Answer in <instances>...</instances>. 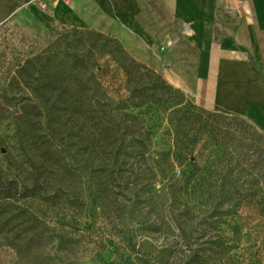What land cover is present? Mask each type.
Segmentation results:
<instances>
[{
    "label": "rangeland",
    "instance_id": "1",
    "mask_svg": "<svg viewBox=\"0 0 264 264\" xmlns=\"http://www.w3.org/2000/svg\"><path fill=\"white\" fill-rule=\"evenodd\" d=\"M130 58L144 65L101 22L23 27L0 4V264H264V220L258 210L264 207L262 131L241 116L208 118L235 138L225 146L229 159L238 152L225 162V172L237 165L225 190L232 200H238L233 187L252 193L236 208L242 230L231 233L229 217L202 218L207 213L194 207L190 215L182 212L187 205L179 203L169 181L176 189L187 157L181 165L173 157V175L161 171L168 164L163 149L173 142L166 128L176 125L184 107L179 97L171 105L144 108L141 124H135L119 155L105 150L96 120L80 115L87 100L83 84L97 107L107 97L127 95L120 66ZM83 64L95 78L80 71ZM43 74L49 82L41 89ZM147 78L142 81L150 82ZM57 93L64 94L66 108L56 102L47 118V99ZM146 129L152 131L149 138ZM136 137L142 147L133 148ZM36 142L49 156L41 155ZM209 142L202 140L191 154L195 182L207 178V169L221 170L207 157ZM106 250L112 254L105 261Z\"/></svg>",
    "mask_w": 264,
    "mask_h": 264
},
{
    "label": "crops",
    "instance_id": "2",
    "mask_svg": "<svg viewBox=\"0 0 264 264\" xmlns=\"http://www.w3.org/2000/svg\"><path fill=\"white\" fill-rule=\"evenodd\" d=\"M9 17L49 30L101 22L139 62L212 112L264 133V0H0ZM167 39L172 47L161 50Z\"/></svg>",
    "mask_w": 264,
    "mask_h": 264
},
{
    "label": "trees",
    "instance_id": "3",
    "mask_svg": "<svg viewBox=\"0 0 264 264\" xmlns=\"http://www.w3.org/2000/svg\"><path fill=\"white\" fill-rule=\"evenodd\" d=\"M79 66L80 69H82L80 70L81 72L86 73L89 71L87 65L83 64ZM120 67L124 72L125 83L127 90L129 91L126 96L124 95L117 99L107 97L106 101L101 104L100 107H97V100L87 92V89L89 88L88 85L83 84L81 87V90H84L83 92L85 93L87 100L85 103L83 102L85 106L82 109L83 111H80V115L90 121L96 120L98 134L104 138L102 140L105 142L102 143L107 153H111L112 151L116 155L125 153L126 147L124 140L136 132V129H133V127L137 122L141 124V115L143 114L142 110L144 108L148 109L153 104H155V108H158L162 103L165 105H171L174 103V100L179 97L180 101L178 104H183L184 107L180 110V115L176 119V125L166 128V133L171 135L173 142L165 145L163 149V161L168 164H165L164 170L161 171H164L165 175L169 172L173 175V157L176 158L179 165H181L183 162L182 160L187 157L189 159L188 163H186L182 169L178 170L180 177L179 179H176L178 181L177 184H179L176 189V184L172 183V179L169 181V188L171 191H174L179 203L184 205L185 202V205H187L182 212L186 213L185 215H190V209L194 207L198 212L207 213L205 215L203 214L202 218L214 217L215 219H222L229 217L228 221L231 220L232 222V225L229 226L231 230L230 232L239 233V231L242 230L241 227L243 225L239 223V217H236V208L239 207L243 201L249 202L250 199L248 197L251 196L252 193L248 190H240L237 186L233 187L231 192L238 200H232L227 190H225V184L229 181L233 169L237 167L236 165L227 168L225 172V162H230L233 156L231 155L230 159L226 157L228 151L225 150V146L235 138L233 132L230 134L226 126L225 130L221 129L214 120L208 119L210 116H218L222 114L208 111L195 105L193 102L185 101L181 91L165 83L158 74L154 73L149 68L144 67V65L136 62L132 58H130L127 63H122ZM89 72L87 79L94 77L93 72L91 70ZM135 74H137V82L135 83V87L133 86L130 88V84L128 83L131 76H134ZM42 76L43 80L38 83L39 88L41 89L49 82L47 81L46 74H43ZM142 77H148L147 79H149L150 82L145 83V81H142ZM49 86L54 88L52 84H49ZM62 95L64 94L57 93L54 98L47 99L48 103L45 105V108L47 109L44 114L45 117H51V110L55 107L56 102L65 103L64 106L66 108L67 99L63 100L64 97H61ZM67 108H69V106ZM204 115H206L207 118H204ZM146 130L147 131L144 135L148 137L152 131L151 129ZM224 137H227V139L224 140ZM206 138L210 140L209 144L212 145H210L211 147L208 150L207 157H213V160L220 164L221 170L215 172L214 170L207 169L205 171L207 178H205L202 183H199L194 181L197 164L193 162L194 160H190V158L192 157L191 154L193 151L198 148L199 143ZM132 141L133 148L143 146L142 139L136 137ZM20 142L22 143V141ZM96 142L98 143L97 140ZM238 142L239 141H237V143ZM36 143L38 146L35 147L40 148L41 155L44 156L49 154L47 147H42L38 142ZM141 150H147V147ZM235 153V157H233L236 159L238 158V152ZM52 154L53 153H51V155ZM182 156L185 157L182 159ZM51 164L57 163L51 161ZM43 168L45 169L44 165ZM222 169L224 170L223 172ZM244 170L248 174L247 169ZM254 182L255 181L252 183ZM182 196L185 198L183 199ZM262 206L263 205H261V207L259 206L258 210L260 216L264 220V207ZM225 221L227 220L225 219ZM226 223L230 224L229 222ZM111 254L112 252L110 250H106L102 253V258L106 261L110 258Z\"/></svg>",
    "mask_w": 264,
    "mask_h": 264
},
{
    "label": "built area",
    "instance_id": "4",
    "mask_svg": "<svg viewBox=\"0 0 264 264\" xmlns=\"http://www.w3.org/2000/svg\"><path fill=\"white\" fill-rule=\"evenodd\" d=\"M55 2V0H34L35 5L39 8V9H46L48 4H53ZM173 40L171 39H167L163 45L160 46L161 50H165L168 49L170 47H172L173 45Z\"/></svg>",
    "mask_w": 264,
    "mask_h": 264
}]
</instances>
